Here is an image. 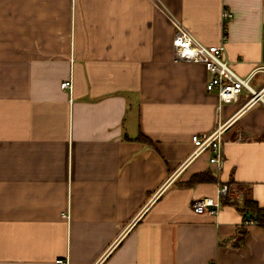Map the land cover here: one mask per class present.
<instances>
[{
	"label": "crops",
	"instance_id": "obj_1",
	"mask_svg": "<svg viewBox=\"0 0 264 264\" xmlns=\"http://www.w3.org/2000/svg\"><path fill=\"white\" fill-rule=\"evenodd\" d=\"M224 11L260 92L264 0H0V264H264V228L236 248L234 206L192 209L216 181L179 185L211 172L264 207V93L219 107L205 65L174 58L175 24L220 45ZM222 125L218 176L190 157Z\"/></svg>",
	"mask_w": 264,
	"mask_h": 264
},
{
	"label": "built area",
	"instance_id": "obj_2",
	"mask_svg": "<svg viewBox=\"0 0 264 264\" xmlns=\"http://www.w3.org/2000/svg\"><path fill=\"white\" fill-rule=\"evenodd\" d=\"M232 14L224 11L223 19V41L220 45L206 46L199 42L196 37L181 24H175V37L173 41L174 58L179 62L203 64L209 73L207 90L215 93L219 100V107L234 104L239 101L244 90L251 95L247 104L254 103L262 98L264 89L257 92L251 85L254 72L249 77L240 76L232 67L226 57V44L228 40V24ZM65 90H72V82L62 84ZM225 125L218 126L213 132L205 135H194L192 143L194 151L190 159H195L205 153L210 154L209 163L219 176L223 170L224 142L223 132ZM218 180V179H217ZM216 198H203L192 203V209L197 214H208L215 216L222 208V200L230 199L233 195V186L222 184L217 181ZM56 264H69L66 259L57 260Z\"/></svg>",
	"mask_w": 264,
	"mask_h": 264
},
{
	"label": "trees",
	"instance_id": "obj_3",
	"mask_svg": "<svg viewBox=\"0 0 264 264\" xmlns=\"http://www.w3.org/2000/svg\"><path fill=\"white\" fill-rule=\"evenodd\" d=\"M138 140L151 147H155V143L144 135L139 136ZM215 181L217 182V179H215L211 172H204L195 174L188 182L179 185L181 187H193L196 184L215 183ZM229 185L231 184L229 183ZM222 204L234 206L244 216L243 225L238 229L237 237L233 242V247L237 248L244 245L249 232V225L254 224L264 228V207H262L258 201L250 199L243 202H235L234 200L224 198Z\"/></svg>",
	"mask_w": 264,
	"mask_h": 264
},
{
	"label": "rangeland",
	"instance_id": "obj_4",
	"mask_svg": "<svg viewBox=\"0 0 264 264\" xmlns=\"http://www.w3.org/2000/svg\"><path fill=\"white\" fill-rule=\"evenodd\" d=\"M233 194H235V193H233ZM236 195V194H235ZM232 198H234V197H232ZM234 201L235 202H243V201H238L236 198L234 199ZM245 201V200H244Z\"/></svg>",
	"mask_w": 264,
	"mask_h": 264
}]
</instances>
